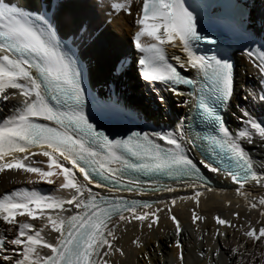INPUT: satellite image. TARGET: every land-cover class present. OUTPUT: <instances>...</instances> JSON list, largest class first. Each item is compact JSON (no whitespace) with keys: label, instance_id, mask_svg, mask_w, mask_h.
I'll return each instance as SVG.
<instances>
[{"label":"snow or ice","instance_id":"1","mask_svg":"<svg viewBox=\"0 0 264 264\" xmlns=\"http://www.w3.org/2000/svg\"><path fill=\"white\" fill-rule=\"evenodd\" d=\"M106 6L133 15V0H112ZM135 7L134 42L143 54L138 60L143 79L154 90L159 86L178 96H184L181 86H191L188 96L205 131L186 133L182 122L172 131H106L99 121L106 116L120 119L122 110L119 105L86 110L82 69L72 48L58 38L54 16L47 9L31 12L14 0H0V104L14 102L9 116L0 120V173L22 171L34 174L29 183L49 185L55 176L57 190L67 192V198L45 196L35 188L0 195V223L5 228L0 233V264H116L113 257L126 255L123 246L117 247L121 226L135 222L141 231L151 230L162 212L174 226L177 260L184 264L182 227L173 207L178 199L199 206L200 189L211 191L202 169L230 179L250 211L258 210L264 217V195L249 198L242 191L249 182V187L264 190V165L254 167L246 150V145L259 142L264 151V120L257 122L244 112L239 131L233 133L226 126L221 112L235 91L227 48L202 31L205 25L195 3L140 0ZM201 41L216 45L214 54H198ZM169 47L178 49L184 59L169 54ZM246 55L264 81V51L249 50ZM260 91L264 93V87ZM158 99L165 101L163 95ZM259 100L264 104V95ZM193 149L201 158L190 155ZM40 157L46 158L47 170ZM160 177L184 183L192 195L151 202L122 195L174 192L159 182ZM93 187L106 191L101 194ZM17 217L22 219L18 222ZM191 218L193 224L203 219L196 211ZM214 219L242 237V242L225 249L232 264H264V221L248 220L237 228L230 219ZM45 229L50 230L47 238L42 235ZM213 235L227 233L217 228ZM246 243L262 250L250 251ZM131 244L141 252L145 248L139 235ZM221 250L216 247L212 252L219 256Z\"/></svg>","mask_w":264,"mask_h":264},{"label":"bare ground","instance_id":"2","mask_svg":"<svg viewBox=\"0 0 264 264\" xmlns=\"http://www.w3.org/2000/svg\"><path fill=\"white\" fill-rule=\"evenodd\" d=\"M14 2H18L25 9L32 11H36L37 8L49 10L51 5L54 6L52 16H54L55 26L59 34L80 45V51L88 63L90 78L95 88L103 91L106 89L107 82L117 81L124 107L136 113V117L129 121L128 125L131 128L144 131H159L163 128L172 131L175 125L182 122L186 133L195 131L194 125L191 123L194 120L195 107L188 96L189 91L187 89L179 88L184 96H178L169 91H161L159 86L154 90L134 71H131L127 76L116 77L112 75L116 62L121 58L131 54L137 61L140 56L135 47L134 39H131V35L137 30L134 23L135 12L137 11L135 5L139 4L140 0H133V15L131 16L127 13L112 12L106 6L112 0H14ZM263 5L264 3L257 5V0L253 3V27L260 35H264V10L260 8ZM146 39L142 38V42ZM167 51L169 54L181 55V59H184L178 49L169 47ZM236 60L235 91L225 113L227 127L233 133L243 127L242 113L244 112H247L257 122L264 120V104H261L259 100L260 94H264L260 91L261 87H264L260 83V74L246 52L236 53ZM133 68L136 69L135 66ZM187 72L190 77L195 76L193 70L188 69ZM159 95L165 97L163 103L158 99ZM13 103L0 104V120L9 116ZM144 115L150 116L152 121L145 119ZM146 124L150 126L148 127ZM246 150L253 159L254 167L259 168L264 165V151L261 150L259 142L246 145ZM190 155L194 159L201 158L200 153L195 149ZM39 159L44 161L43 166L47 170L46 158L40 157ZM204 172L208 177L211 191L200 189L202 195L199 206L194 201L178 199L173 207V214L180 220L182 227L179 239L182 241L184 264H209L210 260L211 264H232L233 258L225 249L242 242V237L238 231H234L232 228L218 226L214 218L220 216L230 219L239 228L241 223L248 220L264 221V217L259 215L258 210L250 211L244 198L236 193V186L230 179L223 174L218 175L206 170ZM30 178H34V174L30 177L22 171L13 172L12 170L0 173V195L9 194L16 190L23 191L35 188L45 196L58 195L67 198L65 190H57L58 185L55 183V176H53L54 184L52 185L46 182L29 183ZM249 183H246L242 189L249 195V198L258 199L260 195H264V190L259 189L254 184L249 187ZM162 184L173 187L175 191L123 192L122 195L128 198H146L150 201H171L175 197L192 195V189L186 187L184 183L164 182ZM93 190L99 191L101 194L106 191V189L102 190L95 187ZM153 206L164 207L163 204H154ZM41 210L47 211V209H38L37 211ZM192 211H196L203 219L197 220L193 224ZM237 212L240 213L238 217L233 215ZM159 216L157 225L151 230L144 228L141 231L135 222L132 225L121 226L119 233L121 239L117 247L123 246L126 255L113 257L112 259L116 261V264H179L178 253L174 246V241L177 238L174 226L168 219L166 212L160 213ZM21 219V217H17L18 222ZM217 228L226 232L227 236H214ZM4 231V225L0 223V233ZM49 231V229H45L42 235L46 236ZM138 235L145 245L143 252L131 244V240ZM249 243H246L245 247H249L250 251L259 252L262 250L254 245L249 246ZM216 247L222 248L219 256H215L212 252ZM202 251L205 253L203 257L200 255ZM145 256H147V260Z\"/></svg>","mask_w":264,"mask_h":264},{"label":"rangeland","instance_id":"3","mask_svg":"<svg viewBox=\"0 0 264 264\" xmlns=\"http://www.w3.org/2000/svg\"><path fill=\"white\" fill-rule=\"evenodd\" d=\"M131 39H134V34L131 35ZM133 69H134V68H133ZM124 90H125V89H124ZM140 114H141V113H140ZM144 117H145V119H147V120H149V121H152V120H151L152 118H151L150 116L148 117L147 115H144Z\"/></svg>","mask_w":264,"mask_h":264}]
</instances>
